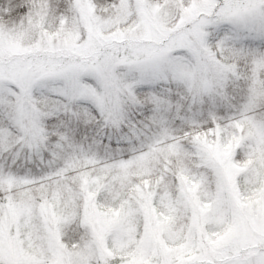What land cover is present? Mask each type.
<instances>
[{
	"label": "snow or ice",
	"instance_id": "obj_1",
	"mask_svg": "<svg viewBox=\"0 0 264 264\" xmlns=\"http://www.w3.org/2000/svg\"><path fill=\"white\" fill-rule=\"evenodd\" d=\"M0 264H264V0H0Z\"/></svg>",
	"mask_w": 264,
	"mask_h": 264
}]
</instances>
